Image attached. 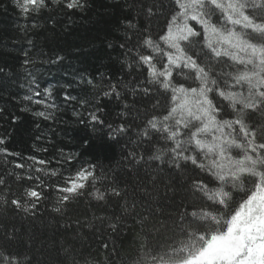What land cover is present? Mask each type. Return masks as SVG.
<instances>
[{
    "label": "snow or ice",
    "instance_id": "6c2138e0",
    "mask_svg": "<svg viewBox=\"0 0 264 264\" xmlns=\"http://www.w3.org/2000/svg\"><path fill=\"white\" fill-rule=\"evenodd\" d=\"M13 3L23 17L32 19L34 29L53 6L79 12L90 7L88 0ZM124 7L134 13L120 21L124 32L118 45L122 70L127 69L124 77L130 79L87 83L99 97L122 106L119 123L108 122V105L99 99L88 116L94 132L107 129L100 137L104 143L120 144L127 138L117 163L128 175H116L94 159H83L80 152L66 154L63 148L57 149L58 156L45 159L0 147V153L23 161L5 158L3 165L13 163L14 169L35 173L0 171V264H34L27 251L12 248L30 245L19 238L14 221L20 213L35 216L41 201L48 200L46 189L57 193L52 211L61 215L86 191L105 205L115 201L113 216L106 217L115 221L109 225L113 232L135 218L142 242L127 264H264V0H124ZM30 84H36L35 78ZM38 88L29 87L32 94L22 100L46 104L33 99L42 95ZM43 92L50 98L51 86ZM80 103L92 105L89 100ZM3 112L0 108V115ZM33 115L54 118L45 111ZM81 140L88 151L90 138ZM4 142L0 136V145ZM53 163L58 167H51ZM168 173L181 178L182 196L177 210L165 214L162 200L152 193H159L161 182L165 195L177 193ZM13 178L34 183L17 196L8 183ZM168 205L173 206L171 200ZM80 259L90 264L87 257ZM80 259L73 255L72 264H80Z\"/></svg>",
    "mask_w": 264,
    "mask_h": 264
},
{
    "label": "trees",
    "instance_id": "16d2710c",
    "mask_svg": "<svg viewBox=\"0 0 264 264\" xmlns=\"http://www.w3.org/2000/svg\"><path fill=\"white\" fill-rule=\"evenodd\" d=\"M88 2L90 7L83 12L53 6L50 12H44L40 17L41 27L34 29L32 19L23 17L13 0H0V68L4 70L0 72V108L4 109L0 115V136L5 138L0 147L7 148L10 153L19 152L24 157L37 155L45 159L58 156L57 149L60 148L66 154L80 152L83 159L92 158L123 177L128 173L118 167L117 162L121 161V145L127 138H122L120 144L104 143L100 137L107 129L94 132L88 116L99 99L101 105H108V122L119 123L121 121L117 113L122 110V106H118V101L99 97L97 89L87 81L92 79L97 85H106L109 78L113 83L130 79L124 77L127 69L122 70L123 52L118 45L123 42L124 32L120 21L132 17L134 13L124 7V0ZM110 42L113 43L112 48L108 47ZM25 59L30 63L25 64ZM101 74L105 77L104 81L100 80ZM33 78L39 85L36 90L42 94L33 96V99H43L47 105L54 104L55 107L28 104L22 100L25 95L32 94L28 91L29 87L36 88V84H30ZM50 86L49 98L43 90ZM128 99L131 102L132 97ZM82 100H89L92 105L82 106ZM26 106L31 110L22 111ZM35 111L50 112L54 118L45 120L34 116ZM74 112L80 115H74ZM13 116L18 119L13 120ZM81 120L84 122L81 123ZM85 136L91 142L88 151L81 147V138ZM132 138L135 139L134 136ZM33 145L46 148L47 152H36ZM5 158L23 162L17 157L0 153V165H3ZM27 163L31 164L32 161ZM51 167L58 165L53 163ZM8 169H14V164L0 166V171ZM14 170L21 175L35 174L28 169ZM168 175L172 177L177 193L173 195L168 192L165 195L163 182L159 185V193H152V196L162 200L165 214L177 210L175 204L182 196L181 178L175 173ZM41 178L47 180L46 177ZM51 179L55 181L57 178ZM8 183L11 191L19 196L34 182H18L13 178ZM45 195L48 200L41 201L35 216L20 213L14 221L20 229L19 238L30 241V245H12V248L16 250L19 247L20 251H27L28 255L34 257V264H72L73 255L77 259L87 257L90 264H127V258L136 254L143 236L136 219L126 220L125 226L118 227L115 232L109 227L115 221H109L106 217L113 216L115 201H112L111 206L105 205L89 197L86 191L68 203L67 210L61 215L52 211L57 193L46 189ZM169 200L172 201V207L168 205ZM137 210L143 212L142 208ZM116 214L119 215V212ZM100 217L105 219L101 220ZM76 221L80 222L79 227ZM65 225L71 227L66 228ZM162 237L163 230L161 243L164 242ZM104 244L109 247L104 248ZM66 248L74 251L65 253ZM113 248L117 251L114 252ZM80 264H83L82 259Z\"/></svg>",
    "mask_w": 264,
    "mask_h": 264
}]
</instances>
